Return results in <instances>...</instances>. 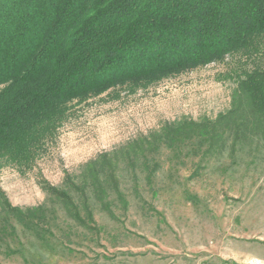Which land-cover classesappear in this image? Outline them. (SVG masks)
I'll list each match as a JSON object with an SVG mask.
<instances>
[{
  "label": "rangeland",
  "instance_id": "rangeland-1",
  "mask_svg": "<svg viewBox=\"0 0 264 264\" xmlns=\"http://www.w3.org/2000/svg\"><path fill=\"white\" fill-rule=\"evenodd\" d=\"M254 68L264 37L256 53L72 102L31 169H0L11 204L35 215L24 225L0 204V264H264V125L213 145L159 137L234 108ZM101 165L103 194L90 178ZM67 174L86 186L70 191L76 210L42 187H65Z\"/></svg>",
  "mask_w": 264,
  "mask_h": 264
},
{
  "label": "trees",
  "instance_id": "trees-1",
  "mask_svg": "<svg viewBox=\"0 0 264 264\" xmlns=\"http://www.w3.org/2000/svg\"><path fill=\"white\" fill-rule=\"evenodd\" d=\"M263 37L264 0H0V169H31L72 102L256 53ZM238 98L215 120L166 127L160 140L197 136L213 145L229 129L264 125V68L238 77ZM104 171L90 176L102 194ZM42 187L75 210L70 191L86 196L71 174L65 187ZM0 204L21 224L35 218L1 188Z\"/></svg>",
  "mask_w": 264,
  "mask_h": 264
}]
</instances>
